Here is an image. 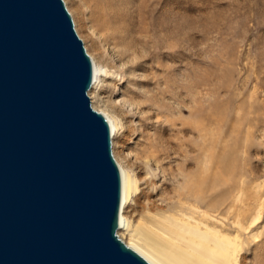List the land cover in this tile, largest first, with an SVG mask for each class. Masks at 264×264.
<instances>
[{
  "label": "water",
  "instance_id": "water-1",
  "mask_svg": "<svg viewBox=\"0 0 264 264\" xmlns=\"http://www.w3.org/2000/svg\"><path fill=\"white\" fill-rule=\"evenodd\" d=\"M93 82L63 0H0V264H149L117 234L121 173Z\"/></svg>",
  "mask_w": 264,
  "mask_h": 264
},
{
  "label": "rangeland",
  "instance_id": "rangeland-1",
  "mask_svg": "<svg viewBox=\"0 0 264 264\" xmlns=\"http://www.w3.org/2000/svg\"><path fill=\"white\" fill-rule=\"evenodd\" d=\"M100 1L70 0L71 4L77 5L83 35L90 44L98 40L95 33H106L113 26L111 21H106L101 32L92 28L95 19L102 24L99 13H90V6L99 5ZM125 1L129 2V12L133 13L141 0ZM147 3L154 15L153 21L157 22V129H162L164 145L168 143L166 148L170 158L167 161L155 164L139 158L144 143L140 137L139 115L134 107L122 104L124 90H144L129 86L132 76L124 72L126 67L117 63L112 49L102 48L101 56L97 55L105 68L111 69L116 65V69L111 71L119 72L104 78L101 98L116 101L118 107L122 106L129 112L137 129L124 148H120L138 178L137 195L146 191L153 196V202L164 207L171 206L180 174L178 168L185 165L183 162L186 159L171 149L175 141H172V131L164 132L168 128L166 119L168 117L173 121L176 128L192 142L199 141L195 125L203 120L207 128V158L215 169L212 173L246 171V187L251 190L250 193L259 194V198H252L250 206L261 209L257 227H260L259 240L262 242L264 0H147ZM68 11L75 24L74 15ZM75 30L85 46L84 37L79 35L76 25ZM137 74L142 75L140 72ZM138 211L139 206L133 203V216H137ZM262 248L264 250V245L256 252H247L244 263L252 264L254 256L263 252Z\"/></svg>",
  "mask_w": 264,
  "mask_h": 264
},
{
  "label": "bare ground",
  "instance_id": "bare-ground-1",
  "mask_svg": "<svg viewBox=\"0 0 264 264\" xmlns=\"http://www.w3.org/2000/svg\"><path fill=\"white\" fill-rule=\"evenodd\" d=\"M65 2L74 15L79 35L84 37L77 5L71 4L70 0ZM128 3L125 0H101L99 5L90 6V13H99L102 20V24L93 20V29L101 32L106 21H111L113 26L103 34L94 31L98 40L91 44L84 37L94 67L89 96L92 107L110 126L113 155L121 173L118 236L149 264H245V254L256 252L264 245V240H259L261 233L257 227L261 209L250 206L252 198H259V194L250 193L246 187V171L212 173L215 169L207 158V128L203 120L195 125L199 141L192 142L173 121L166 119L168 128L164 132L172 131V141H175L171 149L186 159L185 165L178 168L180 174L173 199L170 198L173 200L171 206L158 205L146 191L137 195L138 178L120 150L137 129L129 112L118 107L116 101L101 98L104 78L119 74L117 70L111 71L116 65L108 69L99 62L97 55L101 56L102 48L112 49L117 63L126 67L124 72L132 76L129 86L144 90H124L122 104L134 107L139 115V131H142L139 136L144 140L139 158L157 164L170 156L162 129H157V22L153 21L147 0L139 1L133 13L129 12ZM150 184L153 185V181ZM133 203L139 206L137 216L132 214ZM252 264H264V250L254 256Z\"/></svg>",
  "mask_w": 264,
  "mask_h": 264
}]
</instances>
